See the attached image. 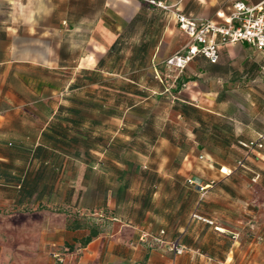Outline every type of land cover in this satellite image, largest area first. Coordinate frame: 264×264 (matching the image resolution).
<instances>
[{"label": "crops", "instance_id": "1", "mask_svg": "<svg viewBox=\"0 0 264 264\" xmlns=\"http://www.w3.org/2000/svg\"><path fill=\"white\" fill-rule=\"evenodd\" d=\"M161 1L192 18L217 22L228 18L236 1L248 6L264 2ZM182 37L188 38L174 16L147 0H0V264H54L58 252L64 264H258L253 190L264 172V150L245 157L240 143L264 131L253 121L264 114V104L250 85L254 79L243 88L239 79L229 80L226 89L212 87L220 76L215 83L208 81L211 69L234 58L220 54L222 49L250 45L221 46L216 64L197 55L184 70L168 67L169 44ZM154 38L153 54L143 55L145 67L140 70L152 66L156 74H145L157 81L142 86L141 92L148 98L149 92L187 90L188 99L172 95L177 101L171 106L190 125L188 139L195 144L191 151L164 153L157 146L170 139L163 136L164 123L159 133L150 131L148 118L140 121L139 136L127 131L124 116L133 104L119 105L124 110L120 118L95 121L68 102L69 91L73 95L85 87H104L74 79L115 74L99 64L116 52L111 50L114 43L121 51L126 44L133 46V39L138 46L150 45ZM162 44L166 47L160 54ZM159 62L166 66L162 75ZM69 63H75L70 75L56 71L66 70ZM229 72L225 74L232 78ZM52 73L60 75L56 82ZM237 88L248 101L236 121L242 126L239 134L235 119L221 107ZM107 104L101 107L115 108ZM212 115L232 120L226 121L229 130L214 128L206 119ZM95 124L111 133L105 139L98 136L101 144H95ZM116 135L153 144L151 150L135 153V161L129 153H110ZM214 138L224 140L226 148L230 141L240 144L231 163L221 160L225 153L207 150L206 143ZM7 140L14 146L10 152L3 148ZM241 159L243 165L237 168ZM221 167L232 173L223 175ZM174 240L182 253L169 249Z\"/></svg>", "mask_w": 264, "mask_h": 264}, {"label": "rangeland", "instance_id": "2", "mask_svg": "<svg viewBox=\"0 0 264 264\" xmlns=\"http://www.w3.org/2000/svg\"><path fill=\"white\" fill-rule=\"evenodd\" d=\"M138 33V30L135 34L133 32V37L138 36ZM136 40H132L133 46L126 44L121 48V51L115 52L112 57H107L108 59L104 63L105 70L108 69L110 73L115 74L98 73L96 76H91L92 79H90L89 76H83L74 79V81H77L78 84H87L91 82L95 83L98 81L100 82L99 85L104 87H85L83 89H78L73 95H70L71 93L69 91L68 102L71 104H76L86 116H95V121L99 119H105L108 116L120 118L123 116L124 110L123 108H120L119 105H124L125 103L133 104L134 106H132V108L129 109L124 116V118L127 120V128H125L127 131L135 132V134L139 136V130L141 128L140 121L142 119L148 118V121L150 120L149 123L152 124L148 126L150 131L151 129H157L159 133V130L162 127L159 124L164 123L163 136L170 139L169 141H164L157 144V146L162 147L164 153H184L191 151V147L195 146V144L188 139L190 125L186 119L178 116L171 106L172 101H177L176 99L173 100L172 95L176 97L178 96L182 99H188L186 96L187 90L185 92L183 91L176 94L165 93L160 95L149 92L148 98H144L147 95L141 92V89L144 90L142 86L147 84L155 86L157 79L152 78V76L147 77L145 74L147 71H153V73L156 74L152 66L148 67V69L145 68L140 70L141 68L139 66H135V64H131V62H129L128 59L132 57L131 55L133 54V49L137 47L136 44L134 45ZM154 43L155 38L151 40V44L147 48V57L153 54ZM188 43L189 38L183 39L182 37V40L172 45L169 44V49L167 50L166 56L169 57L177 52L182 53L184 49H186ZM165 47L166 44H162L161 50L159 52L160 54L162 53V50L165 49ZM220 54L225 56L231 55L234 58L232 61L230 60V62H222L220 64V68L211 69L213 77H210L208 81L215 83L217 81L216 78L218 76L221 77V79L219 78L215 84H212V87L219 88V85H222V87L226 89L227 86H225V82L233 79H239L241 81L239 87L243 88L242 84L246 83L247 80L254 79L250 82V85L257 89V98L261 99L264 104V55L258 51L256 52L250 46L240 47L239 45H234L233 50L231 51H228L226 48H224L220 51ZM74 65L75 63H69L66 70L57 69L56 71H65L66 74L70 75L71 71H75ZM156 67L160 75H162V73H166V66L164 62L156 63ZM224 67L226 70H224ZM182 69L184 70L185 68ZM160 70L162 73H160ZM226 71H230L227 75L230 77L232 76V78L226 76ZM170 73L173 74L171 71ZM59 76L60 75L57 73H52V81L56 82L54 77ZM257 77L259 79H257ZM129 79H131V81ZM73 83L71 82V84ZM182 88H186V86H182ZM88 89H94L95 92L91 94V92H88ZM237 89H233L231 92H229V101H227L226 104L221 107L223 108V111L226 113V115H230L233 119H235L234 131L236 134H239L243 132L241 130L242 126L236 121L242 118V107L245 102L248 101H246L243 96V90ZM98 90L100 91L98 92ZM208 101L209 100H206L205 102L207 103ZM107 103H113L115 108H113L111 111H107L106 108L101 107L102 105L107 106ZM258 103H260V100H257V104ZM189 116L191 118L197 117L194 112H189ZM206 119L212 123L214 128V125H217L221 130L225 131L229 130L226 121L232 122V120L220 115H212L210 117L206 116ZM253 121L257 122V125L261 128H264L263 113L257 114V118H254ZM155 123L158 125L155 126ZM108 130L105 126H99L95 124V144H101V141L98 140V136H102V139H105L106 135L111 134ZM116 134H121V132H117ZM117 135L115 140L111 143L110 153H129V158L137 161L136 159H139V156L135 153H144L148 150H151L153 143H143L138 139V137L134 140H125L124 137H118ZM8 141L9 140H7L3 145L5 152H10L14 148L13 143L11 142V144H8ZM225 145L226 142L224 140L214 138L212 141L206 143V148L207 150H210L211 153H225V156L221 160H223L224 163H231L234 155L238 153L239 147L241 146L236 141H230V143H228V148H226ZM153 153L156 152L154 151ZM260 166L264 171V162L261 163ZM253 197V210L254 214H257V251H261L260 255L257 257V263L264 264V172L263 175L257 178V190H253Z\"/></svg>", "mask_w": 264, "mask_h": 264}, {"label": "built area", "instance_id": "3", "mask_svg": "<svg viewBox=\"0 0 264 264\" xmlns=\"http://www.w3.org/2000/svg\"><path fill=\"white\" fill-rule=\"evenodd\" d=\"M147 1L171 13L175 18L178 29L189 38V43L182 53L177 52L165 60L168 67L182 69L197 55H201L211 63H215L219 59L221 46L239 42L249 44L264 55V2L248 6L241 1H236L232 5L228 18L217 22L192 18L181 11L173 10L171 5H167L161 0ZM240 144L245 149V157L251 156L256 150H263L264 131L258 133L254 139ZM243 160L238 161L237 168L243 165ZM220 172L223 175H229L232 170L221 167ZM193 216L210 222L196 213ZM169 249L175 254H180L183 251L177 240L169 243ZM53 256L55 258L54 264H64L62 253L58 252ZM219 264L230 263L221 262Z\"/></svg>", "mask_w": 264, "mask_h": 264}, {"label": "trees", "instance_id": "4", "mask_svg": "<svg viewBox=\"0 0 264 264\" xmlns=\"http://www.w3.org/2000/svg\"><path fill=\"white\" fill-rule=\"evenodd\" d=\"M148 46L149 45H147V44H140V45H138L135 49H133V59H132V61H131V64H135V66H139V67H141V66H144V62H142V59H143V55L145 54V53H147V48H148ZM111 50H114V51H116V52H118L120 49H119V47L117 46V44L116 43H114L112 46H111ZM136 61H135V60ZM209 61V60H208ZM136 62V63H135ZM210 62V61H209ZM218 62V61H217ZM217 62H215V63H211V64H216ZM101 66L102 65H104V62L102 63V61L99 63ZM95 76H96V74H95ZM89 78L90 79H92V77L91 76H89ZM74 84V83H73ZM70 85H72V84H70ZM175 92L177 91V89H175L174 90ZM59 108H62V106L61 107H59ZM67 110H69V111H71L73 114L74 113H79V110H76L74 107H68L67 108ZM107 111H111V110H113L112 108H108V109H106ZM181 112L183 113V114H186L187 113V109L185 108V107H183V109L181 110ZM264 150V149H263Z\"/></svg>", "mask_w": 264, "mask_h": 264}]
</instances>
